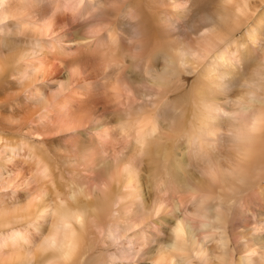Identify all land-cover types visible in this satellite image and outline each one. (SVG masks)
I'll list each match as a JSON object with an SVG mask.
<instances>
[{
    "label": "clouds",
    "instance_id": "obj_1",
    "mask_svg": "<svg viewBox=\"0 0 264 264\" xmlns=\"http://www.w3.org/2000/svg\"><path fill=\"white\" fill-rule=\"evenodd\" d=\"M0 264H264V0H0Z\"/></svg>",
    "mask_w": 264,
    "mask_h": 264
},
{
    "label": "bare ground",
    "instance_id": "obj_2",
    "mask_svg": "<svg viewBox=\"0 0 264 264\" xmlns=\"http://www.w3.org/2000/svg\"><path fill=\"white\" fill-rule=\"evenodd\" d=\"M238 13L240 15H247L248 14V7L247 5H245L243 8H240L238 9ZM192 56L194 58H199V54L198 53H192ZM259 122H257L256 124V128L258 129L259 128ZM57 245V241H56V237L55 235L53 234H50V239L48 240V247L50 248H55ZM73 251H74V245L72 243H69L65 249V253H64V256H65V259L66 260H71L72 258V254H73Z\"/></svg>",
    "mask_w": 264,
    "mask_h": 264
},
{
    "label": "snow or ice",
    "instance_id": "obj_3",
    "mask_svg": "<svg viewBox=\"0 0 264 264\" xmlns=\"http://www.w3.org/2000/svg\"><path fill=\"white\" fill-rule=\"evenodd\" d=\"M252 130H253V131H255V130H256V125H254V126H253V129H252Z\"/></svg>",
    "mask_w": 264,
    "mask_h": 264
}]
</instances>
